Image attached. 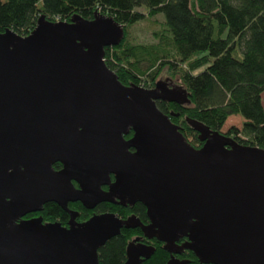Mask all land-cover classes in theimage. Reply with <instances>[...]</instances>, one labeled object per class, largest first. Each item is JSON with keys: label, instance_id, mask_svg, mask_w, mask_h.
Returning <instances> with one entry per match:
<instances>
[{"label": "water", "instance_id": "1", "mask_svg": "<svg viewBox=\"0 0 264 264\" xmlns=\"http://www.w3.org/2000/svg\"><path fill=\"white\" fill-rule=\"evenodd\" d=\"M124 32L105 14L0 32V264H100L99 248L136 227L163 243L166 264H188L183 250L204 264H264V148L188 118L203 142L193 146L157 105L189 104L183 86L125 85L107 66L105 47ZM50 201L67 226L24 218ZM75 201L141 202L150 223L113 212L78 222ZM154 252L133 239L124 264Z\"/></svg>", "mask_w": 264, "mask_h": 264}, {"label": "trees", "instance_id": "2", "mask_svg": "<svg viewBox=\"0 0 264 264\" xmlns=\"http://www.w3.org/2000/svg\"><path fill=\"white\" fill-rule=\"evenodd\" d=\"M161 13L164 29L155 32L156 43L131 41L132 25ZM75 14L87 19L111 15L124 25L122 41L105 47V62L123 84L152 88L163 71L180 81L190 103L157 100V105L187 139L192 138L193 146L201 147L203 142L188 118L221 130L229 116L240 115L242 127L231 126L225 133L242 144L264 148V0H0V32L11 29L26 36L41 15L70 21ZM69 208L80 211L79 221L100 212L120 217L135 213L142 222L147 218L141 202L133 206L101 202L88 210L76 201ZM34 215L62 224L69 217L53 201L25 217ZM141 233L139 227L122 228L99 248L100 264H124L128 243ZM149 243L155 252L142 264H166L171 254L163 243L157 239ZM178 256L188 259V264H204L191 250Z\"/></svg>", "mask_w": 264, "mask_h": 264}, {"label": "rangeland", "instance_id": "3", "mask_svg": "<svg viewBox=\"0 0 264 264\" xmlns=\"http://www.w3.org/2000/svg\"><path fill=\"white\" fill-rule=\"evenodd\" d=\"M163 29V14L161 13L152 18L147 17L132 25L129 31V35L132 42L145 44L156 43L157 39L155 36V32H161ZM158 80L171 82L176 86L182 87L180 81L177 78H172L168 71H163L156 79V81ZM243 120L244 119L240 115L232 116L230 118L228 117L224 126L221 128V131L226 132L231 126H235L240 129L242 127ZM188 139L189 141H192L191 137Z\"/></svg>", "mask_w": 264, "mask_h": 264}, {"label": "flooded vegetation", "instance_id": "4", "mask_svg": "<svg viewBox=\"0 0 264 264\" xmlns=\"http://www.w3.org/2000/svg\"><path fill=\"white\" fill-rule=\"evenodd\" d=\"M168 84L167 85H169V86H173L172 85V83H170V82H167ZM155 86V85H154ZM127 138V137H126ZM129 138V137H128ZM56 165V166H55ZM63 166H62V164L60 163V162H56L55 164H54V168L55 169H61ZM115 179H116V177H115V175L114 174H111V181L112 182H114L115 181ZM75 185L78 187V184L75 182ZM103 189H105V190H108L109 189V185H103ZM76 202V201H75ZM70 203V202H69ZM100 204V203H99ZM68 206H69V204H68ZM128 206V205H127ZM85 207V206H84ZM71 209V208H70ZM86 209H88V208H86ZM95 208H93V209H88V210H94ZM75 211H77V216H76V221H78V222H82V221H79L78 220V218H79V216H80V211L79 210H75ZM32 213V212H31ZM100 213H104V212H100ZM95 214V213H94ZM93 214V215H94ZM132 214H134V215H136L135 213H132ZM132 214H129L128 216H130V215H132ZM68 215H69V213H68ZM36 216H41V215H34V216H31V217H36ZM127 216V217H128ZM146 216H147V218H146V220H145V224H149L150 223V219H149V217H148V215H147V209H146ZM31 217H24V218H31ZM125 218V217H124ZM69 219H70V215H69V217H68V220L65 222V224H63V225H65V226H67L68 225V223H69ZM62 223V222H61ZM133 239L134 240H138V241H141V242H144V243H146V244H149V245H152L151 243H149V241H152V240H154V239H156V238H153V239H149V238H147L146 236H144V234H143V232L141 233V234H138V235H136V236H134L133 237ZM132 239V240H133ZM185 240V238H182L179 242L180 243H182L183 241ZM183 251H185V250H183ZM182 251V252H183ZM182 252L180 253V254H182ZM180 254H176V256L177 257H179L178 255H180ZM180 258V257H179ZM181 259H184V258H181Z\"/></svg>", "mask_w": 264, "mask_h": 264}, {"label": "crops", "instance_id": "5", "mask_svg": "<svg viewBox=\"0 0 264 264\" xmlns=\"http://www.w3.org/2000/svg\"><path fill=\"white\" fill-rule=\"evenodd\" d=\"M232 116H237V115H231V116H229V118L232 117Z\"/></svg>", "mask_w": 264, "mask_h": 264}]
</instances>
